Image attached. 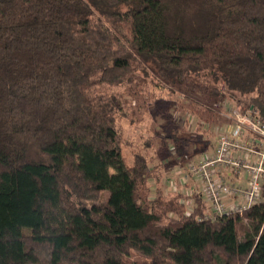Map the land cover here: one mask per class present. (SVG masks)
<instances>
[{
    "label": "trees",
    "instance_id": "obj_1",
    "mask_svg": "<svg viewBox=\"0 0 264 264\" xmlns=\"http://www.w3.org/2000/svg\"><path fill=\"white\" fill-rule=\"evenodd\" d=\"M98 1L0 0V264H264V199L212 217L162 187L182 138L127 164L120 128L177 96L264 117V0Z\"/></svg>",
    "mask_w": 264,
    "mask_h": 264
},
{
    "label": "built area",
    "instance_id": "obj_2",
    "mask_svg": "<svg viewBox=\"0 0 264 264\" xmlns=\"http://www.w3.org/2000/svg\"><path fill=\"white\" fill-rule=\"evenodd\" d=\"M227 114L231 122L220 127L214 149L188 162L178 179L183 184L198 180L191 193L202 194L212 217L243 211L264 199V117L240 106Z\"/></svg>",
    "mask_w": 264,
    "mask_h": 264
},
{
    "label": "rangeland",
    "instance_id": "obj_3",
    "mask_svg": "<svg viewBox=\"0 0 264 264\" xmlns=\"http://www.w3.org/2000/svg\"><path fill=\"white\" fill-rule=\"evenodd\" d=\"M87 1L98 15H101V12L103 10H106L105 8L103 9V7H101V9L95 7V5L99 6L100 4L98 0H91L94 4L96 3L95 5L91 3L90 0ZM118 9L124 10V7L120 6ZM177 98H179L181 101H178L176 97H171V99L167 101V103H164L165 99H162V101H164L161 104H150V110H152L153 112L155 110L157 111L154 112L151 116L145 115L144 120H142L137 125L131 123L129 118L124 119L120 122V128L123 133L124 140L122 153L127 164H131L132 153L135 150L132 145L137 142L138 136L140 134L146 136L149 132L154 133V130H157L163 137L175 133L177 136L182 138L183 143H181V145H184L182 155H187V162L198 160V156L201 157V154L203 156L205 153L210 152L215 147L217 134L220 130V127L224 125V123H226L223 120L224 118L218 119L217 117L216 120L211 119L202 123L198 118H196V116L192 115L186 110V106H180L181 102L183 104L185 103L184 99L179 96H177ZM227 105H230V103L227 102ZM174 127L176 129H174ZM159 143H161L160 139H156V141H154L155 146ZM174 158L176 167L178 169L182 168V157L174 156ZM169 161H172V159L169 158ZM187 162L185 161L182 163L186 164ZM177 168L173 169V173ZM169 170H171V167L170 169L166 168L163 170V177L164 179H166V181H163L162 178L161 184L164 191L166 189H168V191L174 189L175 183L178 184L177 189L183 188L184 184L177 179L175 180V174H171L169 172L170 175H166L167 171ZM180 178L181 175L179 176V179ZM195 186L197 187V185ZM184 192L190 194L191 188L188 186L185 187ZM128 258L129 261L137 262H141L147 259L145 256H142L134 251L130 253Z\"/></svg>",
    "mask_w": 264,
    "mask_h": 264
},
{
    "label": "crops",
    "instance_id": "obj_4",
    "mask_svg": "<svg viewBox=\"0 0 264 264\" xmlns=\"http://www.w3.org/2000/svg\"><path fill=\"white\" fill-rule=\"evenodd\" d=\"M175 159H172V161H168L169 162V167H167V169H170V167H171V170H169V171H167V176H169L170 174H169V172L171 173V174H175V180L177 179H179V176H180V173L183 171V167H184V165L182 164V162H181V165H182V168H180V169H178L177 167H176V165H175V161H174ZM174 168H177V169H175L176 171H174V173H173V169ZM231 180L233 181V180H235L234 178L232 179L231 178ZM239 180V179H238ZM163 181H166V179H164V177H163ZM162 181V182H163ZM172 181V180H171ZM178 181H180V180H178ZM186 184V185H185ZM184 184V187L183 186H181V187H183V188H179V189H177V190H175V191H178V192H181V193H185L184 192V188L185 187H190V188H192V187H194L195 185H198V180H196V179H193V180H191V181H189L188 183H185ZM177 186H178V184H177ZM165 193H167V194H172L173 192H174V189H172V190H170V191H168V189H166L165 191H164ZM187 193V192H186ZM233 201H235V199H233Z\"/></svg>",
    "mask_w": 264,
    "mask_h": 264
}]
</instances>
